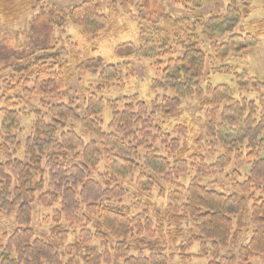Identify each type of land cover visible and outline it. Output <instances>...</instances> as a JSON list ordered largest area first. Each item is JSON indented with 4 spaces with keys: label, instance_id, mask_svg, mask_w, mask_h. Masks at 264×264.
I'll use <instances>...</instances> for the list:
<instances>
[{
    "label": "trees",
    "instance_id": "obj_1",
    "mask_svg": "<svg viewBox=\"0 0 264 264\" xmlns=\"http://www.w3.org/2000/svg\"><path fill=\"white\" fill-rule=\"evenodd\" d=\"M182 1L194 12L175 16L163 0H84L66 7L46 6L43 0H0V28L3 19L17 21L30 8L40 12L29 25L26 43L20 45L16 37V46L9 48L7 38L0 39V214L15 213L17 225L0 235V264H169L175 256L173 251L168 256L171 247L190 258L187 250L206 241L214 247L209 264L249 263L255 255L264 256V81L246 71L235 73L239 87L256 91L257 98H236L228 84L200 85L205 41L221 62L256 45L258 35L242 22L252 11V0H226L225 12L217 5L207 15L197 11L203 0ZM111 6L135 19L130 8L137 9L141 45L154 57L158 71L152 87L171 94L148 103L137 94L109 99L86 88L82 112L71 104L48 102L72 79L70 66L62 61L68 50L49 45L48 32L76 25L86 36L96 37L109 26L103 9ZM73 69L96 75L98 91L115 83L124 86L131 78L129 63H108L101 56L79 61ZM36 98L45 112L25 106ZM189 98L199 99L204 110V134L192 146L188 136L193 129L187 122L172 124L171 131L165 127V119L182 115ZM106 109L111 113L108 130L103 128ZM22 114L34 118L23 142L17 135ZM76 124L93 138L86 141ZM215 144L225 153L209 164L204 146ZM233 158L249 160L252 167L244 181H233L231 193L220 192L204 177ZM103 161L105 170L100 172ZM191 163L196 175L180 186L177 181ZM136 173L142 192L159 180L175 186L159 191L169 201L166 208L149 198L134 202L141 208L135 213L132 205L122 204L129 195L125 182ZM248 201L251 208L245 207ZM36 202L59 204L47 234L32 226ZM251 225V237L238 256L218 254ZM72 226L80 232L69 242ZM95 240L99 245L91 243Z\"/></svg>",
    "mask_w": 264,
    "mask_h": 264
},
{
    "label": "rangeland",
    "instance_id": "obj_2",
    "mask_svg": "<svg viewBox=\"0 0 264 264\" xmlns=\"http://www.w3.org/2000/svg\"><path fill=\"white\" fill-rule=\"evenodd\" d=\"M82 1L84 0H43V3L46 6L57 5L59 7H66L79 4ZM163 1L166 10L175 16H181L194 12L195 10L192 6L185 4L182 0ZM176 1L180 2V4L177 5ZM228 4L229 3L226 0H203L202 7L197 11L207 15L211 13V11L213 12L217 5H220L221 11L225 12ZM251 6L252 11L250 15L246 19H243L242 22L247 31L258 35L256 45L239 53L232 52L229 57L221 62L215 59V56L210 49V43L205 41L203 49L207 57L204 77L200 82V85L204 88L210 83L214 87L219 84H228L236 98L241 97L242 95L253 98L260 96L254 90H250L252 92L242 90L237 84L235 77L236 72L241 73L246 71L251 76L264 81V0H252ZM130 11L137 17L136 19L122 8L116 10L113 9L112 6L105 7L103 12L110 17L109 26L96 37L91 38L86 36L82 33V29L76 25H69L64 29L55 27L51 30V34L48 32L49 45L56 43L57 47L68 50L67 56H65L62 61L67 62V65L70 66V70H72V79L69 81L66 89L63 90L60 96L49 99L48 102H63L71 104L82 112L84 92L86 88H91V90L98 95L109 99L124 95L137 94L142 100L148 103L157 97L161 98L164 95L171 94L169 90L164 88L153 89L152 87L153 79L158 75V71L154 66L155 59L152 54H149V52L141 45L140 21L138 19L139 12L135 7H131ZM39 13V8H30L17 21L12 22L3 19L2 27L0 28V39L3 37L7 38L6 44L9 48L15 43L16 37L18 38L16 41L20 42V45L24 44V42L26 43L29 37V34H27L29 31V25L34 17L40 18V15H38ZM250 21L255 22V24L251 26ZM17 33H19V35H17ZM0 54H2V50H0ZM97 56L103 57L108 63H129L131 78L126 80L124 86L120 85L121 83H115L104 90H96L95 86L98 83V77L88 72H78L73 69V67L79 61ZM65 70L68 71L69 69L65 66ZM25 106L28 109L40 108L41 100L36 98L30 104H26ZM42 111L45 112L43 108ZM182 111V115L179 117L165 119V127H170L169 130L171 131L173 128L171 127L172 124L187 122V124L193 129L188 136V145L192 146L195 137L204 134V110H202V105L199 99L189 98L184 100ZM110 117L111 113L106 109L103 116V128L105 130H108L109 128L108 124ZM20 120L22 128L17 135L19 140L23 142L31 132L34 118L33 116H25L22 114ZM75 130L83 136L86 141L93 138L81 127L80 124H76ZM242 151L244 154H247L245 146L242 148ZM223 152L225 153L223 147L217 144L212 145L211 147L204 146L203 150V153L206 156V162H209V164L216 162L218 156ZM19 157L24 158V153L20 152ZM251 167V161L245 159L237 160V158H233L225 168L210 169L204 179L207 178V182H212L213 184L211 186L216 190L231 193L233 181H244L247 178ZM196 169V164L191 163L189 171L186 174L181 175L178 179V184L180 183L187 186L191 178L196 175ZM99 170L100 172H104V161L99 166ZM137 177L138 173H136L135 176L127 178L125 186L129 191V195L121 200L122 204L132 205L131 212L135 213L141 210V208L135 205L134 202L138 199L146 201L147 198H149L154 205L160 209L166 208L169 201L166 196H160L159 191L161 187H164L167 191H171L175 189V186L167 185L159 180L158 184L156 186L154 185L153 189H150L149 186L146 185L145 188L148 190L142 192V188L137 184ZM183 194L182 191L180 196H183ZM116 203H118V201H116ZM251 205L252 201L245 203L246 208H251ZM56 208H59V204L49 207L43 206L40 202L34 204L32 226L38 234H47L50 232L55 224L53 217L54 209ZM63 223L66 225L70 224L65 219H63ZM186 224L188 225V223ZM16 226L15 213L11 215L6 213L0 214V235L3 232L13 231ZM73 228H75V232L69 242L74 241L80 232L79 227L72 226L71 229ZM253 229L254 228L251 225L248 232H245L237 242H233L227 249L218 250V254L222 256H238L240 247L247 243L248 239L251 237ZM91 243L99 245L97 240L92 241ZM171 249L172 250L168 251V256H171V253L173 252L175 253V256L170 258L169 264H209V254L214 250V247L209 241H206L204 245L195 243L187 250V253L191 255L190 258H186L178 253L177 246H173ZM236 264H264V256L255 255L250 259L249 263L237 260Z\"/></svg>",
    "mask_w": 264,
    "mask_h": 264
}]
</instances>
